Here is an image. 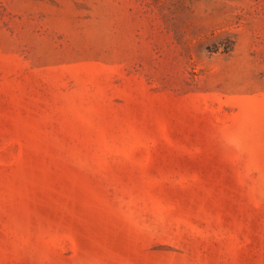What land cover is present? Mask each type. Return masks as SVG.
<instances>
[{
  "label": "rangeland",
  "instance_id": "374dc122",
  "mask_svg": "<svg viewBox=\"0 0 264 264\" xmlns=\"http://www.w3.org/2000/svg\"><path fill=\"white\" fill-rule=\"evenodd\" d=\"M0 264H264V0H0Z\"/></svg>",
  "mask_w": 264,
  "mask_h": 264
}]
</instances>
